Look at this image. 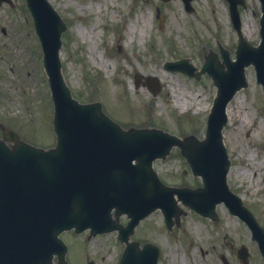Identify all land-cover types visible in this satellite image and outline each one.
<instances>
[{
	"label": "rangeland",
	"instance_id": "374dc122",
	"mask_svg": "<svg viewBox=\"0 0 264 264\" xmlns=\"http://www.w3.org/2000/svg\"><path fill=\"white\" fill-rule=\"evenodd\" d=\"M50 2L69 27L63 35L61 58L65 79L77 99L100 101L106 113L125 128L153 126L175 135L205 136L206 120L217 93L214 81L206 74L198 81L183 72H172L165 63L189 58L200 69L203 48L219 53L220 44L235 59L238 34L226 0H194L192 13L186 12L183 0ZM245 3V8L240 7L242 35L251 44H258L262 6L260 0ZM132 22L137 28L145 25L150 32L132 36ZM250 24L255 26L252 36L246 32V28L251 31ZM103 60L115 63L114 68H105ZM162 72L169 77L163 80ZM146 77L159 80L161 89L156 95L146 86ZM246 77L248 87L228 106L231 114L224 142L233 162L231 170L234 168L228 183L264 220V92L256 83L253 66L247 68ZM89 79L93 81L89 83ZM176 95L183 101L182 107L176 105ZM189 102L191 106L186 105ZM53 112L41 46L25 0H13L12 6L4 3L0 6V121L25 141L51 147L56 140ZM154 167L168 185H201L178 149L167 159L157 160ZM217 211L218 223L189 211L182 227L172 233L158 211L138 227L135 238L160 247L159 264H225L224 258L237 264V251L242 245L249 249L252 261H259L249 243L248 227L224 205ZM121 219L124 222L125 218ZM63 236L72 250L70 264H87L86 248L97 264H117L122 253L114 235L85 245L84 237ZM102 256L106 257L103 262Z\"/></svg>",
	"mask_w": 264,
	"mask_h": 264
},
{
	"label": "water",
	"instance_id": "95a60500",
	"mask_svg": "<svg viewBox=\"0 0 264 264\" xmlns=\"http://www.w3.org/2000/svg\"><path fill=\"white\" fill-rule=\"evenodd\" d=\"M3 1L11 3V0H0V4ZM26 1L44 52L45 68L55 103L54 129L58 138L56 148L46 151L25 143L16 132L0 124L3 132V138L0 139V231L3 233L5 222L11 220L13 233L8 237V243L11 246L12 262L32 263L39 257L45 262L43 264H52L54 254L59 252L53 242L63 247L58 240L62 231L73 227L78 232L92 228L95 234L112 231L114 229L111 227L100 229L99 225L113 208L116 209V220L126 212L138 216L137 221L128 227L130 234L140 218L156 208L163 210L170 228L175 223L179 225L180 217L184 213L177 208L175 195L193 210L214 219L216 206L222 202H225L233 213L244 215V208L241 206L239 211L235 203L236 201L240 205V200L231 195L227 186L226 175L230 163L223 144L222 131L228 122V103L237 91L247 86L245 67L250 64L257 68L262 66L260 64L264 60V16L262 43L260 47L252 48L240 33L236 0H230L233 20L240 35L238 60L230 62L228 53L225 52L223 63H219L216 57L213 59L214 63H210L212 60L207 56L201 73L195 75L199 78L207 72L219 89L208 119L207 138L199 141L195 136L180 139L158 130L126 131L106 117L101 104L79 105L74 101L62 75L59 60L60 38L66 31V25L46 0ZM262 3L264 9V0ZM186 68L184 65L173 66V69L185 70L193 76ZM174 146L181 148L194 174L203 177V188L193 190L167 187L154 176L153 161L157 158L165 159ZM67 150L78 154L83 161L81 167L66 158ZM22 153L26 155L19 158ZM25 158L29 162L23 165L21 161ZM100 158L109 161L102 162ZM57 159L63 161L58 204L55 200L35 192L38 172L30 168L33 166L44 172L46 177L55 178L53 168ZM134 159H137L139 166L132 164ZM126 172H131L132 176L125 178ZM154 177L155 180L150 179ZM53 187L56 188L55 181ZM133 188H138L137 191L141 194L139 200L129 198L135 193ZM5 196L12 199L11 216L9 210L5 212V205L1 202ZM175 210L179 213L174 221ZM142 213L145 214L140 216ZM114 221L111 223L114 224ZM114 226L122 230L116 222ZM124 239L127 240L128 237ZM4 240L5 235L0 234V245L3 247L5 245L1 244V241ZM148 248L150 247H145ZM154 250V255L146 250L145 256L139 261L157 264L159 250ZM127 252L128 250L121 264H132L133 258L137 262L136 253L130 251L127 255ZM2 254H5V250ZM58 254L59 264H67L66 251Z\"/></svg>",
	"mask_w": 264,
	"mask_h": 264
},
{
	"label": "bare ground",
	"instance_id": "6f19581e",
	"mask_svg": "<svg viewBox=\"0 0 264 264\" xmlns=\"http://www.w3.org/2000/svg\"><path fill=\"white\" fill-rule=\"evenodd\" d=\"M145 26V25H144ZM144 26H142V27H136V24L134 23V22H132L131 24H130V26H129V29H130V33H131V35L132 36H134L135 34H148L149 32H150V29L148 28V27H144ZM250 27H251V31L248 29V28H246V32H247V34L248 35H250V36H252V29H254L255 28V26H254V24H253V26L250 24ZM102 63H103V65L105 66V68H114V66H115V63H112V62H110V61H106V60H103L102 61ZM161 77H162V79L164 80L165 78H167V77H169L168 76V74L166 73V72H162L161 73ZM172 87V86H171ZM173 88V87H172ZM173 94H176L175 92V90L173 89ZM175 103H176V105H178L179 107H182V104H183V101L182 100H180V98L176 95V100H175ZM202 103L201 102H198V105H201ZM186 105H188V106H191L192 104L189 102L188 104H186ZM186 105H183V107H185V109H188L189 107L188 106H186ZM228 114H229V116H230V114H231V112L230 111H228ZM65 156H66V158L68 159V160H70L71 162H73L74 164H76L78 167H81V165H82V163H83V161H82V159L78 156V154L77 153H75V152H73V151H69V150H67L66 152H65ZM251 156H252V154H251ZM251 159V158H250ZM53 170H54V177H55V179L57 180V181H61V179H62V175H63V171H62V169L61 168H59V167H57V166H55L54 168H53ZM234 170V168L231 170V172Z\"/></svg>",
	"mask_w": 264,
	"mask_h": 264
},
{
	"label": "flooded vegetation",
	"instance_id": "af4514ba",
	"mask_svg": "<svg viewBox=\"0 0 264 264\" xmlns=\"http://www.w3.org/2000/svg\"><path fill=\"white\" fill-rule=\"evenodd\" d=\"M252 240V239H251ZM260 244H258L257 241L252 240V248L256 251H260L259 250ZM259 261H252V259L250 258V264H264V256L262 255L261 251L259 252Z\"/></svg>",
	"mask_w": 264,
	"mask_h": 264
}]
</instances>
